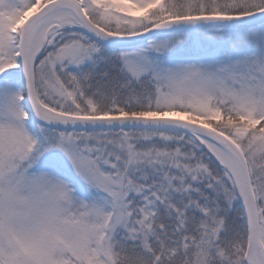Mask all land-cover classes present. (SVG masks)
I'll use <instances>...</instances> for the list:
<instances>
[{
	"label": "snow or ice",
	"instance_id": "1",
	"mask_svg": "<svg viewBox=\"0 0 264 264\" xmlns=\"http://www.w3.org/2000/svg\"><path fill=\"white\" fill-rule=\"evenodd\" d=\"M0 264H264V0H0Z\"/></svg>",
	"mask_w": 264,
	"mask_h": 264
}]
</instances>
